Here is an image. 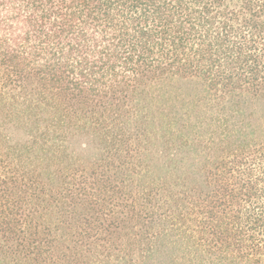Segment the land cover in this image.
Wrapping results in <instances>:
<instances>
[{
  "label": "trees",
  "instance_id": "obj_1",
  "mask_svg": "<svg viewBox=\"0 0 264 264\" xmlns=\"http://www.w3.org/2000/svg\"><path fill=\"white\" fill-rule=\"evenodd\" d=\"M0 116V264H264V0H0Z\"/></svg>",
  "mask_w": 264,
  "mask_h": 264
},
{
  "label": "rangeland",
  "instance_id": "obj_2",
  "mask_svg": "<svg viewBox=\"0 0 264 264\" xmlns=\"http://www.w3.org/2000/svg\"><path fill=\"white\" fill-rule=\"evenodd\" d=\"M8 126L10 127V126H12V124H10L9 122H4L3 118L0 116V127H1V129L7 128Z\"/></svg>",
  "mask_w": 264,
  "mask_h": 264
}]
</instances>
